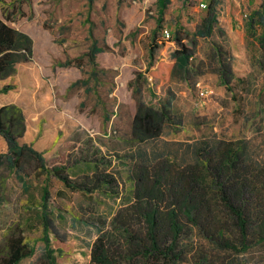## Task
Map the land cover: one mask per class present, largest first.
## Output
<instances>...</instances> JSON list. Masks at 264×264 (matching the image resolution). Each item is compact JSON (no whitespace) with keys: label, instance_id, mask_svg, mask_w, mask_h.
I'll return each instance as SVG.
<instances>
[{"label":"rangeland","instance_id":"rangeland-1","mask_svg":"<svg viewBox=\"0 0 264 264\" xmlns=\"http://www.w3.org/2000/svg\"><path fill=\"white\" fill-rule=\"evenodd\" d=\"M198 3L0 0V17L48 67L60 112L36 130L6 105L22 112L18 142L72 185L32 156L17 167L0 159V264L19 239L31 253L18 264H91L99 237L116 264H130L123 235L145 239L140 212L154 207L174 209L183 226L177 264H264V0ZM163 30L189 53L161 59L159 78L147 67ZM140 102L158 111L157 135L134 132ZM223 196L243 209L244 232ZM135 262L158 263L140 252Z\"/></svg>","mask_w":264,"mask_h":264},{"label":"trees","instance_id":"trees-1","mask_svg":"<svg viewBox=\"0 0 264 264\" xmlns=\"http://www.w3.org/2000/svg\"><path fill=\"white\" fill-rule=\"evenodd\" d=\"M32 43L33 41L28 34L14 28L13 25L0 17V79L11 74L13 75L18 62H25L32 59ZM149 52L151 61L148 63L147 73L150 76L160 78L161 73L159 71H153V69L163 70L164 64L160 62L161 59L173 60L175 56H182L187 59L189 44L183 42L179 36L161 41L159 38H156L151 41ZM10 88H12V85H5L0 89V92H7ZM13 108L11 106H3L0 108V133L6 137L9 144L8 152L1 154L0 159L3 158L9 162L10 166L17 167L21 158L26 154H31L44 171L50 175L54 174L66 186L72 187L71 181L62 173L59 166H45L40 152L31 146L18 142L20 134H16L15 131L21 130L20 128L24 124L23 118L18 116L20 115L18 110H12ZM9 111H11L12 115L16 114L15 120L18 122L17 124L15 120H9V122L3 120L4 114L9 113ZM156 112L158 111L143 109L140 102L138 112L134 116V132L140 133L141 135H157L160 130V125L152 115ZM160 115L162 114L160 113ZM15 127L17 130H14ZM227 160L234 166L235 159L228 156ZM228 166L230 168V165ZM47 194L48 188L46 186L42 194L44 200L47 199ZM223 199L225 200L226 206L231 210L232 215L236 218L240 230L244 232V229H246V220L243 217V209L231 202L226 196H223ZM185 206L187 209L186 212L190 214L191 209L187 204ZM158 211L159 209L154 207L150 210L146 209L140 212V220L146 226L145 239L139 237L129 239L127 235H123L128 241L126 243V255L128 256L127 260L130 264H138L135 262L136 252H140V256H143L144 259L155 257V261L158 262L155 264H161L162 260L166 264H177L181 260V252L178 249V244L183 226L180 223V219L174 209L167 211L164 215H161ZM226 244L230 248H237L232 242H227ZM246 246L244 244L242 249L245 250ZM30 253L31 250H26L24 243L20 239L14 240L8 248V256H5L2 262L3 264H18L22 257L28 256ZM33 264H40V262H34ZM91 264H116L101 237L93 242Z\"/></svg>","mask_w":264,"mask_h":264},{"label":"crops","instance_id":"crops-1","mask_svg":"<svg viewBox=\"0 0 264 264\" xmlns=\"http://www.w3.org/2000/svg\"><path fill=\"white\" fill-rule=\"evenodd\" d=\"M15 68L16 73L13 76L8 75L0 79V89L4 85H12V88L7 92H0V108L8 104L18 105L24 115H26L25 120L33 121V129H36L40 124L45 125L44 121L52 124L60 123L56 120L60 112H55V109L51 106L50 94L52 93V89L47 82L48 67L42 61H37L33 58L31 61L18 62ZM18 112L20 114L18 116L22 117V112L19 110ZM15 118L16 114L12 115L11 111L3 116L5 122L15 120ZM15 122L16 124L18 123L17 120ZM14 130H17V128L15 127ZM7 151V140L0 134V154H5ZM26 156L35 158L31 154H26Z\"/></svg>","mask_w":264,"mask_h":264},{"label":"built area","instance_id":"built-area-1","mask_svg":"<svg viewBox=\"0 0 264 264\" xmlns=\"http://www.w3.org/2000/svg\"><path fill=\"white\" fill-rule=\"evenodd\" d=\"M199 6L202 8H206L207 7V0H199ZM171 38L170 33L168 30H163L162 32V39H169Z\"/></svg>","mask_w":264,"mask_h":264}]
</instances>
